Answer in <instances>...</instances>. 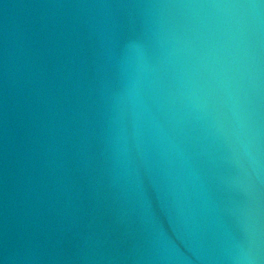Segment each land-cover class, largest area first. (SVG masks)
<instances>
[{
    "label": "water",
    "instance_id": "water-1",
    "mask_svg": "<svg viewBox=\"0 0 264 264\" xmlns=\"http://www.w3.org/2000/svg\"><path fill=\"white\" fill-rule=\"evenodd\" d=\"M0 264H264V0H0Z\"/></svg>",
    "mask_w": 264,
    "mask_h": 264
}]
</instances>
